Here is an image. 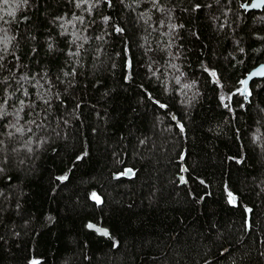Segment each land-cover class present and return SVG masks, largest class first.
<instances>
[{
	"label": "trees",
	"instance_id": "obj_1",
	"mask_svg": "<svg viewBox=\"0 0 264 264\" xmlns=\"http://www.w3.org/2000/svg\"><path fill=\"white\" fill-rule=\"evenodd\" d=\"M242 1L0 4V264H264V78L240 83L264 7ZM21 99L31 132L9 138Z\"/></svg>",
	"mask_w": 264,
	"mask_h": 264
},
{
	"label": "snow or ice",
	"instance_id": "obj_2",
	"mask_svg": "<svg viewBox=\"0 0 264 264\" xmlns=\"http://www.w3.org/2000/svg\"><path fill=\"white\" fill-rule=\"evenodd\" d=\"M14 2L16 4V8H18L22 4L26 5L28 3V0H14ZM87 2H88V0H78L77 7H80L81 4H84V3H87ZM99 2H100V0H96V3H99ZM105 2L109 3V5H111V0H105ZM229 2H231V0H229ZM152 3H153V7L159 8V0H152ZM0 4L8 5L9 4V0H0ZM91 7H92V5L89 6V11L91 10ZM196 7L198 8L199 5H197ZM262 7H264V0H255L254 3H241L240 4V8L244 9L245 11H248L249 9H256V8H262ZM16 8H13L11 11H8L6 14L8 16H10V17L15 18ZM57 19L60 20V19H63V18H57ZM74 19L77 20V21H80L81 23L83 22L82 17H74ZM262 19H264V18H262ZM109 20H110V17H104V21L106 23L109 22ZM0 22L8 23L9 21L4 20V16L0 15ZM68 23H72V21H68ZM61 27H63V25H61ZM174 27L175 26H173V28ZM114 30L116 32H123V29L119 28V27H116ZM0 31L4 32V35L0 36V44L3 45V51L6 52L7 49H8V44L11 42V39H13V38H9L7 36V31L6 30L0 29ZM76 39H79V37H76ZM73 43H75V40H73ZM49 47L51 48L52 45L50 44ZM240 51L243 52L244 49H241ZM78 54H79L78 50L75 51V52L69 51V55L70 56H77ZM3 58L4 57L2 55H0V61H2ZM128 66L129 67L131 66L130 62H129ZM0 67H3V65L0 64ZM46 75L47 74H44V76H46ZM63 75L66 78L73 77V76L76 75V71H75V69H73L71 72H64ZM210 75L213 76V77H216L217 73L215 72V70H211L210 71ZM252 75L264 76V67H262L260 70H258L257 72L253 73ZM31 79H35V77H32V78L25 77V76L20 77V81H23L24 83H29ZM40 79H44V77H41ZM20 81H18V83H20ZM217 83H218V80H217ZM240 83L245 85V86H247L248 80L247 79L242 80V81H240ZM48 84L51 85V81H48ZM37 85L40 88H44V84L40 83V80H37ZM16 91L21 92L22 95L25 98H28L30 96V93L28 92L27 88L23 86V84H21V86L19 88H17ZM238 91H240V90H238ZM244 91L245 92L247 91L246 87H245ZM248 94L250 95L251 93H248ZM13 95H14V93H7V96L4 98V103L0 104V118H3L4 116L8 115V113H7L6 109H5V104L8 103V100L11 99L13 97ZM46 96H48V90L47 89L45 90V92L43 94H39L37 98L44 105L50 107L51 106V98H45ZM221 99L224 100L225 97H221ZM156 103L159 104V101H157ZM34 106H35V102H31V103L26 104L24 99L19 100V108H17L15 113L13 114L15 116V122L14 123H10V125H9V128H11L12 131H8L7 132V136L9 138H14L18 134L19 135H23L26 131L31 132V128L25 129V127L20 124V119H21L20 113L24 112V110L26 108H32ZM227 106L228 105H225V107H227ZM48 107H46L44 109L45 112L48 111ZM159 107L160 108H165L166 105L159 104ZM173 119H175V117H173ZM27 123L32 124V125H36L37 121L33 119L31 121H28ZM37 126H39V125H37ZM178 127H179L180 131L183 132L184 126L182 124H179ZM0 145H3V140H0ZM28 151L30 152V151H32V149L28 148ZM81 158L82 157H78V159H81ZM181 159H183V157H181ZM183 170L186 171V169H183ZM3 171H4V169L0 168V172H3ZM122 175L130 176V175H134V172H133L132 169H126L122 173ZM58 179L63 181V180L67 179V176L65 175V176H62V177H58ZM180 180H181L182 183H186V181H185L183 176L180 177ZM228 197H229V203H233L234 204L235 201H236V197L231 192L228 193ZM92 199H94L98 204L101 203L100 198L95 193L92 194ZM247 211L250 212L251 209H248ZM88 227L92 228L93 225L89 224ZM105 235H107L106 232H105ZM30 264H39V261L33 259L32 261H30Z\"/></svg>",
	"mask_w": 264,
	"mask_h": 264
},
{
	"label": "water",
	"instance_id": "obj_3",
	"mask_svg": "<svg viewBox=\"0 0 264 264\" xmlns=\"http://www.w3.org/2000/svg\"><path fill=\"white\" fill-rule=\"evenodd\" d=\"M255 0H248V1H242L241 3H254ZM240 3V4H241ZM262 8H256V9H249L248 11H257V10H261ZM262 67H264V61H261L259 63H257L255 66L251 67L246 73H245V76L242 80H245L247 79L248 80V84L247 86L243 85L242 84V87H241V92L243 94H245V97L248 99V95H247V92L244 91L245 87L248 88L249 84L253 81V80H257V79H262L264 78V76H261V75H252L253 73L257 72L258 70H260ZM123 176H127V175H123ZM91 224L93 225L92 228H90L91 230H95L96 232L104 235V236H107L108 235V230L106 228H103L101 226H98L92 222L88 223V225ZM89 228V227H88ZM105 232L107 233V235H105Z\"/></svg>",
	"mask_w": 264,
	"mask_h": 264
}]
</instances>
